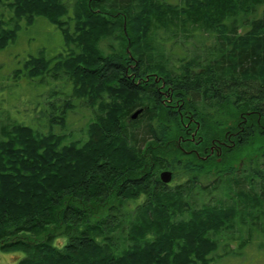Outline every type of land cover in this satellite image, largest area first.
<instances>
[{
	"label": "trees",
	"instance_id": "1",
	"mask_svg": "<svg viewBox=\"0 0 264 264\" xmlns=\"http://www.w3.org/2000/svg\"><path fill=\"white\" fill-rule=\"evenodd\" d=\"M177 1L76 0L71 17L69 0H0V52L37 18L68 47L14 75L62 73L93 112L83 140L33 120L0 132V253L15 264H211L262 244L264 154L239 162L264 139V0Z\"/></svg>",
	"mask_w": 264,
	"mask_h": 264
},
{
	"label": "rangeland",
	"instance_id": "2",
	"mask_svg": "<svg viewBox=\"0 0 264 264\" xmlns=\"http://www.w3.org/2000/svg\"><path fill=\"white\" fill-rule=\"evenodd\" d=\"M75 1L69 0L67 2L71 17L74 16ZM170 2L172 4L178 3L177 0H170ZM6 10L8 9L2 8L0 12L6 15V19H9ZM20 25L21 30L18 33L16 42L0 52V132H2L5 125L8 126L14 123L30 125L33 120L34 124H36V121H41L42 133H66L70 141L74 139L83 140L86 137L87 125L93 118V112L86 104L77 102L71 96L70 87L66 85V79L62 78V73L57 74L60 75L57 77L58 80L47 76L39 84H35L36 81L30 82L26 77L21 76L20 78L14 75L16 71L23 68V64L30 57L44 55L46 59H53L59 54L65 55L68 47L62 32L45 18H37L32 26L27 25L25 20ZM198 49L200 52L204 50L202 48ZM64 91H68V94ZM52 95L55 96L52 98ZM67 103H71L74 109L70 108ZM66 107H69L68 114L61 115L60 113ZM61 117H64V120ZM49 129L50 131H48ZM263 154L264 139L244 149L239 164H242L241 167L245 170L247 169L245 161H249V157ZM172 182L175 183V180H172ZM180 182L176 179V183ZM210 182L205 181L204 184L208 185ZM174 183L173 186L176 184ZM229 195L233 196V194ZM219 198H221V202L228 205L233 202L232 197L228 198L226 195L219 194L211 199L212 203H216ZM239 244L238 242L231 243L230 257L224 256V247H221L220 251L214 255L217 261L211 264H264V239L262 244L256 239L252 244L243 246V249L239 250L240 255L235 253ZM260 244L263 246L262 248L259 246ZM21 257V254L0 253V264H15ZM220 257L222 258L219 259Z\"/></svg>",
	"mask_w": 264,
	"mask_h": 264
},
{
	"label": "water",
	"instance_id": "3",
	"mask_svg": "<svg viewBox=\"0 0 264 264\" xmlns=\"http://www.w3.org/2000/svg\"><path fill=\"white\" fill-rule=\"evenodd\" d=\"M141 113H142V110L135 112V114L132 116V119H136ZM161 181L164 184H169L172 181V173L171 172H163L161 174Z\"/></svg>",
	"mask_w": 264,
	"mask_h": 264
},
{
	"label": "flooded vegetation",
	"instance_id": "4",
	"mask_svg": "<svg viewBox=\"0 0 264 264\" xmlns=\"http://www.w3.org/2000/svg\"><path fill=\"white\" fill-rule=\"evenodd\" d=\"M175 183H176V179H175Z\"/></svg>",
	"mask_w": 264,
	"mask_h": 264
}]
</instances>
